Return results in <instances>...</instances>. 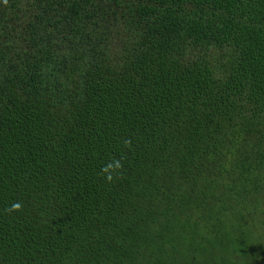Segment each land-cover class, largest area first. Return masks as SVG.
Instances as JSON below:
<instances>
[{"label":"trees","instance_id":"obj_1","mask_svg":"<svg viewBox=\"0 0 264 264\" xmlns=\"http://www.w3.org/2000/svg\"><path fill=\"white\" fill-rule=\"evenodd\" d=\"M237 262L264 264V0H0V264Z\"/></svg>","mask_w":264,"mask_h":264},{"label":"clouds","instance_id":"obj_2","mask_svg":"<svg viewBox=\"0 0 264 264\" xmlns=\"http://www.w3.org/2000/svg\"><path fill=\"white\" fill-rule=\"evenodd\" d=\"M117 167L119 166L118 164L116 165ZM109 167H111V165H109ZM110 178V177H109ZM12 208H18L19 207V204L18 203H14L12 204L11 206Z\"/></svg>","mask_w":264,"mask_h":264},{"label":"rangeland","instance_id":"obj_3","mask_svg":"<svg viewBox=\"0 0 264 264\" xmlns=\"http://www.w3.org/2000/svg\"><path fill=\"white\" fill-rule=\"evenodd\" d=\"M236 264H241L240 262H237Z\"/></svg>","mask_w":264,"mask_h":264}]
</instances>
